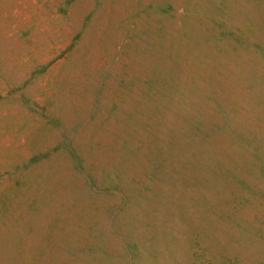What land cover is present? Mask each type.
<instances>
[{"label": "rangeland", "instance_id": "rangeland-1", "mask_svg": "<svg viewBox=\"0 0 264 264\" xmlns=\"http://www.w3.org/2000/svg\"><path fill=\"white\" fill-rule=\"evenodd\" d=\"M0 264H264V0H0Z\"/></svg>", "mask_w": 264, "mask_h": 264}]
</instances>
